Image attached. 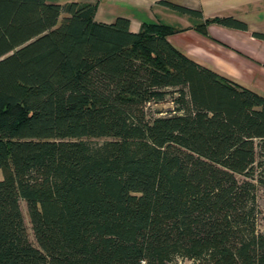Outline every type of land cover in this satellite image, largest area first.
<instances>
[{"label": "trees", "instance_id": "trees-1", "mask_svg": "<svg viewBox=\"0 0 264 264\" xmlns=\"http://www.w3.org/2000/svg\"><path fill=\"white\" fill-rule=\"evenodd\" d=\"M95 11L0 0V264H264V95Z\"/></svg>", "mask_w": 264, "mask_h": 264}, {"label": "crops", "instance_id": "crops-1", "mask_svg": "<svg viewBox=\"0 0 264 264\" xmlns=\"http://www.w3.org/2000/svg\"><path fill=\"white\" fill-rule=\"evenodd\" d=\"M68 2L72 0H51ZM96 4L94 19L110 23L117 17L129 20L133 32L142 23H161L175 31L168 41L202 66L214 70L245 87L264 95V0H79ZM170 1L197 10L180 11ZM233 16L245 29L223 25L217 18ZM4 172L0 167V180Z\"/></svg>", "mask_w": 264, "mask_h": 264}, {"label": "rangeland", "instance_id": "rangeland-1", "mask_svg": "<svg viewBox=\"0 0 264 264\" xmlns=\"http://www.w3.org/2000/svg\"><path fill=\"white\" fill-rule=\"evenodd\" d=\"M150 110L153 111L154 109H160L164 110L168 107L171 106V103L169 101H165L162 103H157V104H150ZM256 202L258 206V224L259 226L264 229V186L263 185H258L257 186V192H256ZM21 208H22V214L24 221L26 223L27 229H28V236L30 241H34L32 232L30 229V223L28 219V214L26 210V206L23 202H21ZM174 264H194L191 260L188 259H183V258H178L177 261Z\"/></svg>", "mask_w": 264, "mask_h": 264}]
</instances>
